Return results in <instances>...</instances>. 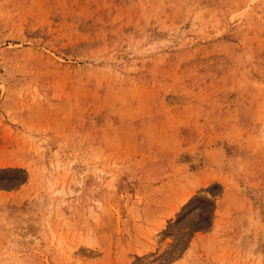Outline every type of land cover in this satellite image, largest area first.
<instances>
[{
    "label": "rangeland",
    "instance_id": "obj_1",
    "mask_svg": "<svg viewBox=\"0 0 264 264\" xmlns=\"http://www.w3.org/2000/svg\"><path fill=\"white\" fill-rule=\"evenodd\" d=\"M0 264H264V0H0Z\"/></svg>",
    "mask_w": 264,
    "mask_h": 264
}]
</instances>
